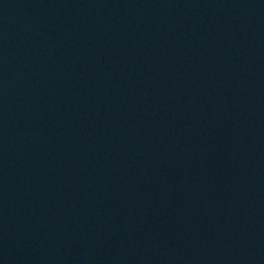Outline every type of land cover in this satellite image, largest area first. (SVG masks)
I'll return each mask as SVG.
<instances>
[{
  "label": "water",
  "instance_id": "1",
  "mask_svg": "<svg viewBox=\"0 0 264 264\" xmlns=\"http://www.w3.org/2000/svg\"><path fill=\"white\" fill-rule=\"evenodd\" d=\"M0 264H264V0H0Z\"/></svg>",
  "mask_w": 264,
  "mask_h": 264
}]
</instances>
